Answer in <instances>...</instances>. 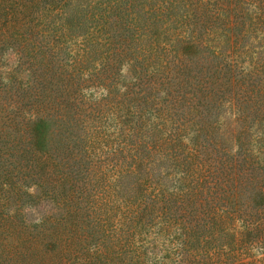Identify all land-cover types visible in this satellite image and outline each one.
Instances as JSON below:
<instances>
[{
    "label": "trees",
    "instance_id": "16d2710c",
    "mask_svg": "<svg viewBox=\"0 0 264 264\" xmlns=\"http://www.w3.org/2000/svg\"><path fill=\"white\" fill-rule=\"evenodd\" d=\"M15 64L6 264H264V0H15Z\"/></svg>",
    "mask_w": 264,
    "mask_h": 264
},
{
    "label": "rangeland",
    "instance_id": "374dc122",
    "mask_svg": "<svg viewBox=\"0 0 264 264\" xmlns=\"http://www.w3.org/2000/svg\"><path fill=\"white\" fill-rule=\"evenodd\" d=\"M15 67V0H0V107H4L7 112L12 111L11 107L15 106ZM8 171V184L4 187L7 190L6 195L8 197L5 213H15V190L21 189L19 195L24 206L29 203V199L24 194L28 190V182L15 183V180H17L15 178V163H13V166L8 167ZM43 209V207H40L39 211ZM6 241L7 244H10L13 237H6ZM14 244L17 245L16 240ZM33 250L36 251V249ZM38 250H42V246H39ZM6 262V259H0V264H6ZM33 264H56V262L47 259L45 263L35 262Z\"/></svg>",
    "mask_w": 264,
    "mask_h": 264
}]
</instances>
